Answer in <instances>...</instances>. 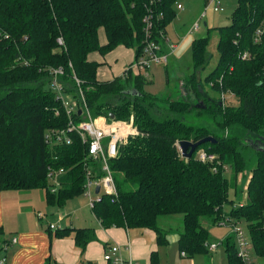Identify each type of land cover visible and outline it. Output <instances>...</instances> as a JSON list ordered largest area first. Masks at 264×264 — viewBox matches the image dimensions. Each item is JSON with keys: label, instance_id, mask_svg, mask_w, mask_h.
I'll use <instances>...</instances> for the list:
<instances>
[{"label": "trees", "instance_id": "1", "mask_svg": "<svg viewBox=\"0 0 264 264\" xmlns=\"http://www.w3.org/2000/svg\"><path fill=\"white\" fill-rule=\"evenodd\" d=\"M178 3L0 0V189H43L47 203L58 207L84 194L87 144L77 132L71 133L70 144L51 145L45 138L50 129H66L71 120L78 124L85 119L79 112L83 94L94 118L113 115L116 120H129L133 116L139 131L110 160L118 198L103 194L91 207L104 227L152 229L157 243L165 245L169 230L160 225V218L182 214L178 247L193 258L208 254V245L214 242L203 218L214 225L226 219L245 222L255 255L264 259V0H238L230 24L208 28L206 36L193 40V71L173 92L155 95L147 91L153 78L143 72L129 70L102 80L98 72L103 63L89 58L93 52L105 56L125 46L134 49L137 60L147 42V15H152L153 22L148 40L165 50ZM101 29L105 44L100 40ZM214 32L219 36V59L202 77L212 58L208 47ZM60 67L64 72L57 79L63 93L73 92L79 105L71 116L52 88V70ZM228 93L238 98V105L225 102ZM207 136L216 142L203 143L198 149L214 154L215 160L203 162L196 152L190 158L182 156L180 141ZM89 161L96 176H101L99 163ZM248 167V200L236 205L230 189L238 193V182ZM62 168L65 173L54 192L48 173ZM227 205H231L228 212ZM174 228L170 226V232ZM48 231L58 238L73 236L83 252L96 239L92 227L53 231L49 226ZM221 243L228 264H246L233 232ZM157 256L153 252L152 261ZM44 264L60 263L50 255Z\"/></svg>", "mask_w": 264, "mask_h": 264}, {"label": "rangeland", "instance_id": "2", "mask_svg": "<svg viewBox=\"0 0 264 264\" xmlns=\"http://www.w3.org/2000/svg\"><path fill=\"white\" fill-rule=\"evenodd\" d=\"M180 3L185 6V9H178V17L168 26V39L174 44H179V46L177 50L170 56L168 63L161 62L153 64L148 73L145 74L147 77L153 78V82L146 85V90L155 95L166 94L167 92L169 93V91L173 92L178 90L177 87L180 88V83L184 79V77L193 71V40L199 37L206 36L208 28L213 29L218 26L230 24L233 11L238 5V0H221L220 5L223 6L222 10L215 11L213 6H209L206 13L205 11L207 2L205 0H180ZM197 21L199 22L198 30L191 32V28ZM185 35H187V37H185ZM218 40L219 36L216 32H214L212 34V39L208 47L209 52L212 54V58L206 69L202 72V77L207 75L217 64V61L219 59V52L217 51ZM123 48L124 46L117 49L116 53L113 55L114 57L120 56L121 58L116 59L115 57L114 60L108 58L107 63H104L102 67L105 68L107 72H112L113 69L114 73L120 75V73H122L127 68V66L130 65L129 63L132 57L129 54L126 55ZM94 57L99 60L103 59L100 56L98 57V55H94ZM115 68L120 69L118 73L116 72ZM167 78H169L168 83ZM62 97L64 98V102L66 104L70 106L76 105V107L79 106L77 104V99L73 95V92H64L62 93ZM225 102L229 105H238L239 100L233 94L228 93L225 95ZM249 155L253 157L254 152H250ZM246 173L247 175L245 176V178L240 179V181L238 182V193L236 194L235 188L230 189V198L234 200L236 205L244 203V201L248 200L246 196L247 193L245 192V187L248 183V177L251 173V167L247 168ZM226 174L228 177H231V172L229 170ZM39 190V192L41 193H37V196L35 195V201H32L33 205L28 206V201H24L21 196L16 198H9L8 200H6L7 194H10V196H16L18 194V191H6L0 189V198L1 194L4 195V201H0V219H2V222L0 223V229L2 228L3 230L0 233V246L3 247V249L0 250V258L6 256V250H4L6 241L9 239L12 240L13 236L10 230L18 228V225L14 221L10 220L9 216L21 215V219H23L24 221L26 220V218H29L33 225L39 226L47 236L49 233L48 228L51 224H54L58 228L63 227L62 225H59L58 221L61 213H58L56 211H54L53 213L51 211L54 209H52L51 206L47 203L45 196H42V193L45 194V191L43 189ZM40 194L42 196L41 198L39 197ZM97 195L98 194H94V198H97ZM90 204V197L87 195H80L78 197L70 199V201H67L65 205L66 210L62 213L65 215L62 216H64V218H67L66 220H64L65 222H62V224L67 225L68 223L69 226L70 219L72 217L74 218V225H80L81 223L83 225H94L92 221H95V219L93 217V211L91 208L92 206ZM230 209L231 205H227L226 211L228 212ZM40 212L42 213L41 217H39L38 215ZM168 223L172 224L170 226L175 227V233H179L183 228V215L175 214L160 218V225H162L164 228ZM202 223L209 229L212 241L217 243L218 247L216 250L209 251L208 255H199L195 260L196 264H208V262L210 264H213V262L214 264H228L225 254V245L221 243V241H223L229 234L233 232L232 227L229 225H214L208 218H203ZM241 226L246 232L250 258L255 264H264V259L260 257L257 258L254 253L253 243L251 237L248 234L245 222H242ZM169 235H173V232H170L168 236ZM13 245H16V243H14ZM211 254L213 255V262L211 260Z\"/></svg>", "mask_w": 264, "mask_h": 264}, {"label": "built area", "instance_id": "3", "mask_svg": "<svg viewBox=\"0 0 264 264\" xmlns=\"http://www.w3.org/2000/svg\"><path fill=\"white\" fill-rule=\"evenodd\" d=\"M220 4L221 0H207L205 13L207 12L209 6H213L215 11L222 10L223 6ZM177 7L178 9H182L183 5L178 3ZM145 23L147 42L144 51L137 60L127 66L125 69L126 72L131 70L134 74H139L140 72L147 74L153 64L161 62L168 63L170 56L177 50L179 46V44H174L166 38V49L164 50L160 43L154 40H148L152 36V15H147L145 17ZM198 28L199 22L197 21L191 28V32L198 30ZM59 42L62 44L63 40L60 38ZM125 71L123 74H126ZM63 72L64 69L62 67L52 70V73L54 74L52 88L57 93L58 98H61L64 102V98L62 97L63 87L57 79V75L62 74ZM82 101L83 108H80V111L84 114L85 119L78 124L71 120L68 128L66 129H50L46 132L45 138L46 141L51 145L64 143L70 144L73 140L71 133L77 132L82 138L83 142L87 144L88 157L92 159V161L99 163V171L102 173L101 176H96L98 172L95 166L89 161V158L86 159V184L83 195L90 197V205L93 206L95 200L100 199L103 194L112 196V200L118 198L119 191L113 170L111 168L110 160L116 158L119 155L120 147L128 139V137L130 135L138 134L139 131L134 125L133 116L129 120H116L115 118L108 119L105 116L94 118L88 109L83 94ZM64 104L69 116L78 110L76 105L70 106L65 102ZM178 146L180 148L179 143ZM180 151L182 154L181 148ZM196 155L203 162H212L215 160V155L207 152L205 149L196 150ZM64 173L65 170L63 168L60 170H51L48 173V177L53 184L52 190L54 192L60 185V176ZM98 186L100 187L99 192L96 191ZM94 194H98L97 198H94ZM38 215L41 217L42 213L40 212ZM220 223L222 225H227V223L230 224L233 229V233L235 234L239 255L243 258L246 264H255L249 256L247 236L246 232L241 226V222L232 223L226 219L222 220ZM50 228L55 230L58 227H56L54 224H51ZM12 241L16 242L17 239L13 238ZM8 244L9 243L6 242V246L4 247L5 249ZM217 247L218 244L215 242L208 245L210 251L216 250ZM183 255H185V253H183ZM104 260L109 264H137L132 258L123 257L119 245L110 246L104 254ZM1 262H4V260H1Z\"/></svg>", "mask_w": 264, "mask_h": 264}, {"label": "crops", "instance_id": "4", "mask_svg": "<svg viewBox=\"0 0 264 264\" xmlns=\"http://www.w3.org/2000/svg\"><path fill=\"white\" fill-rule=\"evenodd\" d=\"M183 5V4H182ZM185 6L181 10H184ZM178 17V16H177ZM168 31V30H167ZM167 33V39H168ZM188 35V34H187ZM185 35V37H187ZM100 40L102 44H105L107 39L105 36V32L103 29L100 30ZM123 46H119L110 53L106 54L105 56L100 54L99 52H93L89 55L91 60H96L98 62L107 63V59H116L121 58L120 56H113L117 49ZM166 47V45H165ZM125 54H129L132 58L130 59V63L135 61V51L134 49L127 48L124 46ZM94 55H98V57H102L103 59L99 60ZM104 60V62H103ZM100 67L98 75L99 78L102 80H111L114 76H119L118 74L114 73L113 69L112 72H107L105 68ZM116 69L118 73L120 69ZM125 71V70H124ZM123 71V72H124ZM120 73L121 74H123ZM111 76V77H109ZM152 76V73H151ZM7 191V190H6ZM18 191L16 196H10V194L6 195V200L9 198H16L21 196L23 200L28 201L27 205H33L32 201L34 202V197L39 192V189L34 190H15ZM45 191V190H44ZM37 196V195H36ZM44 197L45 194L42 193ZM41 194L39 197H42ZM30 197V198H29ZM0 201H4V195L1 194ZM70 201V200H68ZM27 206V207H28ZM51 206V205H50ZM51 210L53 213L54 211L61 213L60 217L58 218L59 225L61 226H68L63 225L62 222L66 220L64 218V214H62L66 209L64 207L58 206H51ZM56 209V210H55ZM63 209V210H62ZM57 214V213H56ZM20 215V214H19ZM62 215H64L62 217ZM58 216V215H57ZM93 217L95 221H92L94 225H74V218L71 217L70 219V227H92L95 229L96 232V239L89 242L87 245L86 250L83 252L80 248L76 246L75 240L73 236H67L64 238H58L56 236H48L43 230L37 226L33 225L29 218H26L24 221L22 216H9V219L14 221L18 226L15 227L17 229L10 230L12 234V239L16 238L17 241L13 242L12 240H7L6 242L9 243L4 250H6V256L0 258L1 260L6 261V264H44L46 258L48 256H52L60 264H109L104 260V254L108 250V248L112 245H119L121 248V253L124 258H132L137 264H196V258L201 255L198 254L193 258H189L183 253L180 252L178 247V239L179 233L173 232V235H169L168 244L159 245L157 243V234L154 230L148 228H127V227H104L101 222L96 218L93 213ZM7 220V214H6ZM2 219H0V223ZM65 222V221H64ZM171 223L165 227L169 230V226ZM54 231V230H53ZM16 234V235H15ZM16 243V245H13ZM18 244V246H17ZM1 248V246H0ZM3 248V247H2ZM12 252H11V250ZM156 252L157 257H155V262L152 261V253ZM226 254V253H225ZM208 255V254H207ZM211 260L213 262V255L211 254ZM10 262V263H8ZM208 264H210L208 262ZM214 264V262H213Z\"/></svg>", "mask_w": 264, "mask_h": 264}, {"label": "water", "instance_id": "5", "mask_svg": "<svg viewBox=\"0 0 264 264\" xmlns=\"http://www.w3.org/2000/svg\"><path fill=\"white\" fill-rule=\"evenodd\" d=\"M197 106H200V103H198ZM111 118H114L113 115L111 116ZM206 142H216V139L213 136H207L199 141L182 140L179 142V145L182 150L183 156L186 158H190L194 155L198 147ZM99 190L100 187L98 186L96 191L99 192Z\"/></svg>", "mask_w": 264, "mask_h": 264}]
</instances>
